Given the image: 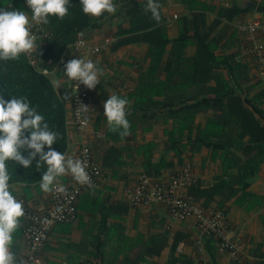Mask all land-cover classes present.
I'll return each instance as SVG.
<instances>
[{
	"label": "crops",
	"instance_id": "obj_1",
	"mask_svg": "<svg viewBox=\"0 0 264 264\" xmlns=\"http://www.w3.org/2000/svg\"><path fill=\"white\" fill-rule=\"evenodd\" d=\"M0 1L4 7L20 8L31 14L26 0ZM197 1L199 4L191 10L187 0H157L161 5L159 23L165 27L169 42L152 80V94L138 92L142 75L150 64L146 56L149 44L140 38L143 35L141 30H130L129 15L130 9L135 7L141 8H135L137 13L147 14V0H114L116 13L93 17L100 18L99 25L83 30L86 44L82 49H74L72 42L75 38L66 45L64 49L70 55L99 61L102 71L107 73L94 89L86 87L91 94L87 106L93 112L86 113L88 124L82 129H77L72 121V104L63 71L56 66L57 60L50 64L48 58L45 62L47 43L41 45L38 65L46 67L51 81H60V88L55 89L65 96L67 148L64 154L77 158L81 141L87 140L93 156L102 162L100 186L80 193L73 221L53 225L40 252L41 264H195L198 233L193 218L173 221L162 203L131 205L125 196V189L136 183L139 174L168 179L185 162L191 164L195 176L186 193L204 208L222 209L231 235L239 237L241 242L240 262H234L226 252L217 251L213 238H205L204 254L208 264H264V153L253 151L247 155L243 151L247 144L255 146L260 141L252 142L251 136L246 134L238 148L221 134L218 140L225 143L224 148L213 151L203 144L198 146L195 144L198 131L204 129L209 120L220 116L221 108L195 111L185 125V121L180 123L183 112L170 114L160 105L164 100L177 101L191 95L215 100L218 98L216 91H221L215 89L217 82L223 79L264 129V96L259 97L264 90V79L259 72L264 66L244 51L247 44L259 43L263 37L259 32L238 29L240 24L254 19L264 23V0ZM192 14L199 22V37L190 38L183 47L182 56H193L200 38L210 46V54L216 59L208 60L213 64L215 74L202 78L203 84L199 83L201 78L184 82L178 74L169 78L164 68L173 40L182 35L183 18L192 19ZM141 23L145 24L138 22ZM192 33L190 28L189 35ZM228 57L244 66L242 71L238 69L244 73L242 77L237 70H232L236 84L229 79V69L223 64V59ZM231 60L227 62L229 65H232ZM180 84L184 85L176 89ZM111 94L125 97L130 102L126 109L130 113L127 115L130 134L127 136L120 135L122 129L114 131L106 120L104 101ZM231 130L238 131V127L232 124ZM255 154L258 155V165L246 188L227 184L214 189L217 182L229 180L226 171L237 173L238 166L246 165ZM228 159L237 165L226 166ZM59 180L66 185L72 183L71 176H62ZM12 183L17 185L18 195L25 198L29 207L41 209L50 203V192L40 189V180ZM232 188L235 189L233 194ZM13 194L17 195V192ZM23 223L21 218V227L13 234L11 251L24 258Z\"/></svg>",
	"mask_w": 264,
	"mask_h": 264
},
{
	"label": "trees",
	"instance_id": "obj_2",
	"mask_svg": "<svg viewBox=\"0 0 264 264\" xmlns=\"http://www.w3.org/2000/svg\"><path fill=\"white\" fill-rule=\"evenodd\" d=\"M187 1L189 2L191 10L196 4H199L197 0ZM3 4L0 1V7H4ZM135 8L141 9L140 7ZM135 8L130 9V30L134 32L142 31L143 35L140 38L149 44L146 56L150 59L148 70L142 75L140 80L138 92L152 94L154 74L162 61L169 39L166 35L165 27L152 19L149 12L142 15V12L137 13ZM138 22H145V24H138ZM99 23L100 18H93L83 13L80 0H70L69 14L67 16L63 19L49 17V23L44 25L52 32V37L46 41L47 46L44 49L45 62L49 58L51 61L50 64H53L63 52L66 45L75 38L78 31L97 27ZM198 24L199 22L195 14H192V19L183 18L181 24L182 35L180 38L173 40L169 57L164 64L169 78L173 74H178L183 82L186 79L197 81L201 78L199 83L203 84L205 81L202 78L206 79L212 74H215L212 72L213 64H209L208 60L211 59V61H214L216 59L210 54V46L205 44L202 39H197V50L193 56H182L183 47L189 43L190 38L194 36L199 37ZM189 27L193 29L191 35H189ZM201 44L204 46H201ZM229 60H231L230 57L223 59V64L229 69V79L233 80L234 84H236V78L232 70L235 69L239 72L238 69L242 71V67L244 66L234 60H231L232 65H229L227 63ZM239 73L241 77L244 75L242 72ZM182 85L184 84H180L176 89ZM217 86L215 89H221V91H216L218 98L215 100L210 101L191 95L190 97L180 98L177 101H172L171 99L164 100L160 105L166 107L170 114L183 112L184 114H182L180 123L182 124L185 121V125L191 121L190 115L195 111L208 107H219L222 110V114L216 119L209 120L205 124L204 129L198 131L195 144L198 146L203 144L213 151H216L218 148L225 147V143L218 140L221 134H225L229 142L234 143L240 148L241 139L244 135L249 134L252 142H260L255 146H249L247 144L244 146L243 151L247 155L253 151L256 154L264 153V129L260 127L257 119L253 117L250 111L244 108L240 96L235 92H231L232 87L228 85L226 80H219ZM215 89L212 90L215 91ZM0 93H3L6 100L11 99L12 95L26 96L31 102V105L36 107L39 113L45 117L50 128L60 133L61 138L52 147L59 152H65L67 148L65 96L55 89L48 76H43L40 71L33 68L23 54L16 60L0 61ZM224 94L227 95L224 98H220ZM263 96L264 90L260 93L259 97ZM232 124L238 127V131L231 130ZM233 133H235V136H233ZM45 150H47V146ZM24 154L26 155L27 153ZM256 154L249 158L246 165L238 166L237 173L234 174L226 171L225 175L229 180L226 181L223 179L217 182L214 185V189L217 190L219 187L227 184H230V186L236 184L241 189L246 188L248 179L256 171L258 165V155ZM233 160L236 161V159ZM7 164L11 174L10 183H33L39 181L42 178L43 171H46V167L37 170L35 161L30 169H25L23 166L14 164L11 161H8ZM236 165L237 163H234L232 159H228L226 162V166ZM234 192L235 189L232 188L231 194Z\"/></svg>",
	"mask_w": 264,
	"mask_h": 264
},
{
	"label": "clouds",
	"instance_id": "obj_3",
	"mask_svg": "<svg viewBox=\"0 0 264 264\" xmlns=\"http://www.w3.org/2000/svg\"><path fill=\"white\" fill-rule=\"evenodd\" d=\"M26 3L31 14L20 8L0 7V61L16 60L22 54L31 58L40 49L38 37L32 30L34 25H47L49 17L63 19L69 14L70 0H26ZM80 4L83 13L92 17L117 12L114 0H80ZM160 8L157 0H147L145 11L151 12L152 18L159 22ZM30 62L37 71L40 70L35 60ZM63 73L68 80L77 82V87L83 84L88 89H94L101 82V77L107 75L99 61L82 55L68 60ZM41 74L49 75L47 71ZM51 83L56 89L61 86L59 80ZM129 106V100L117 94H111L104 101L108 125L114 131L122 129L121 136L130 134V121L127 119L130 113L126 111ZM83 111L93 112L84 104ZM60 138V133L50 128L45 117L26 96L12 95L6 100L0 93V264H28L26 259L11 251L13 234L21 227L25 206L24 201L18 198L17 185L10 183L8 161L25 169H30L34 161L37 170L46 167L39 184L45 193L53 190L64 193L66 188L59 180L62 176H71L80 185L93 187L86 161L68 157L52 147Z\"/></svg>",
	"mask_w": 264,
	"mask_h": 264
},
{
	"label": "built area",
	"instance_id": "obj_4",
	"mask_svg": "<svg viewBox=\"0 0 264 264\" xmlns=\"http://www.w3.org/2000/svg\"><path fill=\"white\" fill-rule=\"evenodd\" d=\"M238 29L250 33L259 32L262 35L263 40L261 42L247 44L244 51L251 55L258 64L264 66V23L259 19H254L247 24H240ZM32 30L38 37L37 44H40V48L52 37V32L44 24L34 25ZM85 44L83 30H80L77 32L72 45L74 49L80 50ZM39 52L33 53L31 58L24 56L33 68L35 67L30 60H35L36 67L42 73L47 69L38 65ZM72 58L78 57L70 55L64 49L56 61V66L64 71V64ZM259 75L264 79V68L260 70ZM63 77L72 104V121L77 129L85 128L88 119L83 111V104L87 105L91 100V94L83 84L77 87V82L68 80L64 73ZM78 158L88 164L87 171L93 184L91 188H98L102 174V162L93 156L87 140L81 141ZM194 180L192 166L189 162H185L168 179L153 178L144 173L139 174L136 183L125 189V196L131 205L162 203L167 209L168 217L173 221L193 218L198 233L195 239L197 251L195 264H208L204 254L203 242L205 238L209 237L215 240L217 251L226 252L234 262H240L241 242L239 237L231 235V228L225 212L222 209L204 208L186 193L185 190L193 184ZM61 184L65 186L66 191L64 193L56 190L51 191L50 203L41 209L29 207L25 198L18 195V198L24 201L25 206L21 236L26 248L24 259L28 261V264H41L40 252L53 225L71 222L75 219L77 198L84 189L89 188L86 185H80L73 178L70 185Z\"/></svg>",
	"mask_w": 264,
	"mask_h": 264
}]
</instances>
